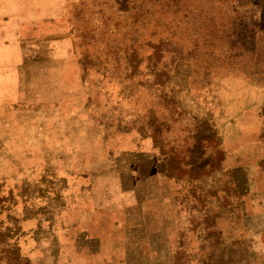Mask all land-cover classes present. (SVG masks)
<instances>
[{"label":"rangeland","instance_id":"obj_1","mask_svg":"<svg viewBox=\"0 0 264 264\" xmlns=\"http://www.w3.org/2000/svg\"><path fill=\"white\" fill-rule=\"evenodd\" d=\"M0 264H264V0H0Z\"/></svg>","mask_w":264,"mask_h":264}]
</instances>
